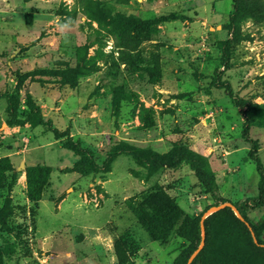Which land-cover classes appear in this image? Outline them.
Listing matches in <instances>:
<instances>
[{
	"label": "rangeland",
	"instance_id": "1",
	"mask_svg": "<svg viewBox=\"0 0 264 264\" xmlns=\"http://www.w3.org/2000/svg\"><path fill=\"white\" fill-rule=\"evenodd\" d=\"M98 6L142 19H186L157 25L125 62L108 21L95 17ZM233 6L234 0H0V94L14 92L22 105L30 94L58 130L55 137L46 126L8 125L0 98V158H9L15 174L1 191L12 213L10 230L0 226V264H117L115 246L131 264H173L187 245L177 235L180 222L164 242L151 240L130 206L138 194L161 186L189 216L213 203L207 184L237 205L257 198L251 145L242 138L245 108L234 99L253 104L250 136L264 164V22L256 23L250 3L240 0L231 30ZM155 62L159 78L141 71ZM36 69L55 75L28 77ZM225 83L232 96L220 87ZM75 144L108 169L67 171L79 160L70 149ZM125 150L150 156L151 171ZM39 164L51 173L34 206L25 170ZM247 216L264 225V206Z\"/></svg>",
	"mask_w": 264,
	"mask_h": 264
},
{
	"label": "trees",
	"instance_id": "2",
	"mask_svg": "<svg viewBox=\"0 0 264 264\" xmlns=\"http://www.w3.org/2000/svg\"><path fill=\"white\" fill-rule=\"evenodd\" d=\"M27 2L28 0H23ZM240 0H234V8L229 28L232 30L233 17L239 12L238 3ZM250 3L248 12L256 23L264 22V0H247ZM95 17L98 20H107L113 31L119 53L123 61L133 62L131 52L135 51L143 41L151 39V35L156 31L155 27L163 22L186 18L179 14L169 13L160 15L152 19H142L134 15H124L122 13L110 14L106 7L98 6ZM30 22V19H28ZM235 31H232V37ZM231 38L223 42L226 47ZM227 65V60L223 62ZM141 71L154 78H159L160 67L157 62L153 66H144ZM31 79L37 77H51L55 75L54 71L47 69H36L28 74ZM22 81V80H21ZM217 86L221 83H215ZM224 88L230 96L232 91L230 86L225 83ZM120 91L114 92L113 103L115 111L118 110L120 103ZM0 98L5 100L6 123L8 125H21L30 123L32 126H46L57 137L58 130L52 126L50 119L44 118L40 106L32 99L30 94H26L24 105L20 98L14 92H4ZM238 107L245 108L244 123L242 128V138L251 145L248 152V158L255 164L258 175V196L256 199H245L241 204H234L241 215L249 222L255 237L259 244H264L262 240L263 224H255L251 221L247 212L260 209L264 206V164L258 155V140L251 138L250 127L253 123V104L244 100L234 99ZM79 160L76 161L67 171L77 172L81 175H88L108 169V165L99 166L92 158L82 150L77 144L70 148ZM126 153L135 155L140 163L151 171V157L142 153H134L131 150H125ZM185 159L194 162L192 155H186ZM51 167L45 164L29 166L25 170L26 176V197L37 206L42 198L43 191L49 183ZM14 170L8 157L0 158V226L3 230L9 231L8 220L11 217L10 199L1 191L9 188V183L14 179ZM209 193L213 199L210 205H217L229 200L221 198L216 193V187L207 184ZM11 190V189H10ZM131 200L130 206L133 214L153 241L164 242L170 236L173 228L177 225V235L183 238L187 245L174 258L173 264H186L190 254L198 247L201 240L200 216L210 206L205 208L202 213L196 216H189L184 213L179 204L172 198L161 186L155 185L150 190L140 193ZM231 202V201H230ZM205 243L203 248L191 262V264H264V247L256 245L247 226L240 221L233 211L226 207L210 214L204 220ZM115 257L117 264H131L123 255L120 247L115 246Z\"/></svg>",
	"mask_w": 264,
	"mask_h": 264
},
{
	"label": "water",
	"instance_id": "3",
	"mask_svg": "<svg viewBox=\"0 0 264 264\" xmlns=\"http://www.w3.org/2000/svg\"><path fill=\"white\" fill-rule=\"evenodd\" d=\"M230 208L234 215L240 220L242 221L248 228V230L250 231V234L252 236V240L253 242L258 245V246H261V247H264V244H259L256 237H255V234L249 224L248 221L245 220V218L241 215V213L239 212V210L237 209V207L230 201H227V202H223V203H220V204H217V205H212L210 206L208 209H206L200 216V231H201V240H200V243L198 245V247L190 254V256L188 257L187 259V262L186 264H191V262L194 260V258L197 256V254L200 252V250L203 248L204 246V243H205V226H204V220L212 213L214 212H217L221 209H224V208Z\"/></svg>",
	"mask_w": 264,
	"mask_h": 264
}]
</instances>
